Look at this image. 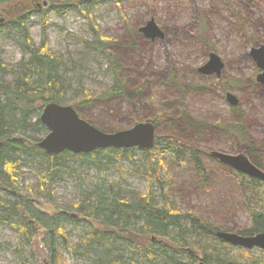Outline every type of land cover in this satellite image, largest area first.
Instances as JSON below:
<instances>
[{
  "label": "rangeland",
  "instance_id": "374dc122",
  "mask_svg": "<svg viewBox=\"0 0 264 264\" xmlns=\"http://www.w3.org/2000/svg\"><path fill=\"white\" fill-rule=\"evenodd\" d=\"M44 2L47 6H43ZM93 5L89 11L82 5L81 10L91 14L99 35L110 40L109 52L128 75L133 102L109 97L114 84L111 67L100 50L79 41L94 43L98 34L77 8L59 9L50 6L48 0H16L0 6V63L20 73L19 64H26L29 58L18 43L19 30L12 21L23 13L31 47L38 49L44 41L61 56L59 77L69 82L70 89L60 105L71 106L84 90L106 94L98 102L79 109L80 113L77 111L82 120L100 127L92 125L96 129L104 133L128 130L137 120L155 122V113L160 111L171 118L185 115L196 129L182 134V140L174 132V125L170 128L161 118L153 123L156 136L173 137L180 142L175 147L162 143L160 148V174L169 205L181 213L197 215L220 232L249 234L253 229L251 213L263 209L264 194L249 185L241 186L237 173L211 154L244 155L251 163L257 159L264 173V86L255 81L260 72L249 54L252 47L264 45V0H119L117 4L103 0ZM151 19L162 30V39L152 41L139 34ZM211 53L224 63L219 78L198 73ZM14 77L7 75L3 80L10 84ZM138 93L150 99L151 107L142 104L139 111L135 108ZM227 94L237 98L236 106L227 103ZM36 116H31V123L27 124L32 130L30 135L41 140L47 131L41 132L35 125ZM17 127L13 130L16 137L22 133L21 126ZM194 154L203 164L204 177L195 169ZM14 155L22 162L15 175L17 192L28 195L31 203H22L23 207L38 209L49 217L59 213L83 217L75 223L66 221L65 216L58 218L72 248L68 252L60 244L66 264H95L92 258L97 253L82 242L92 226L85 212L74 207L88 197L89 191L108 190V182H112L121 200L136 204L151 189L152 196L163 205L160 187L144 176L146 158L139 150L133 161L119 165L108 163L101 156L96 163L59 161L57 170L48 178L52 186L40 183L50 169L46 155ZM118 166L124 171H119ZM0 199L4 203L14 201L1 190ZM129 221L132 232L142 227L139 220L130 217ZM15 222V218L6 223L0 220V264H50L40 244L45 232L40 231L36 239L27 243L13 228ZM108 239L114 246L111 255L120 264H141L133 246L121 244L113 236ZM213 246L223 248L219 243ZM237 249L229 246L232 255ZM249 252L255 258L261 257L257 249ZM160 257L153 253V261L164 264Z\"/></svg>",
  "mask_w": 264,
  "mask_h": 264
},
{
  "label": "trees",
  "instance_id": "16d2710c",
  "mask_svg": "<svg viewBox=\"0 0 264 264\" xmlns=\"http://www.w3.org/2000/svg\"><path fill=\"white\" fill-rule=\"evenodd\" d=\"M14 1L16 0H0V6L11 5ZM96 1L103 0H48V3L50 6L59 9L73 7L81 10V6L85 5L89 11L90 5H93ZM114 1L116 4L119 3V0ZM35 10L37 11V9ZM82 13L87 18L91 30L98 35L94 43H88L83 39L79 41L100 50L106 56L112 70L114 83L109 97L133 102V94L127 86L128 75L121 70V64L109 52V49L112 48L110 40L99 35L95 24L91 21V14H86L84 11ZM22 14L14 16L12 21L19 30L18 43H20L23 52L27 53L29 58L26 64H19L18 67L22 70L20 73H17V69L0 63V94L3 97L0 100V190L13 197L14 200L13 203H4L0 199V220L6 223L15 218L16 222L12 226L27 243L36 239V234L39 236L40 231H44L45 237L41 239L40 244L45 250L46 258L50 264H66L61 255L62 248L60 244L62 243L64 249L68 252H71L72 248L69 246L64 230L58 223V218L59 216H65L66 221L75 223L83 220V217H73L66 213L49 217L38 209L31 211L22 205V203H30L28 195L19 194L16 188L15 175L18 173V168L22 165V162L16 158L14 153L22 152L29 156L44 154L37 146L40 139L33 138L30 135L32 130H30V125L27 124L31 123L30 117L37 115L35 125L40 128L41 132L45 133L46 129L39 122V114L42 108L47 103L62 104L65 101L66 91L70 89L69 82L59 77V72L63 66L61 56L52 52L44 41L38 49L31 47L30 37L23 23ZM7 75L15 76L10 84L3 80ZM105 95L93 94L84 90L83 96L76 99L71 107L79 112V109L98 102ZM137 97L138 102H136L135 108L138 111L142 104L151 105L150 99L146 96L143 97L142 93H138ZM160 118L170 128H172V125L175 126L172 129L174 132H178L177 135L181 137V140L184 138L182 134L187 131L194 132L196 129L195 125L183 114L171 118L170 115L166 116L164 112L160 111L155 113V120H153L155 122H151L156 123ZM141 122L145 121L137 120L136 124ZM89 123L97 128L99 127L92 122ZM19 125L22 133L16 137L13 130L19 128L17 127ZM231 127L240 128L234 125ZM162 143H166L168 147L180 146V142L173 137L156 136L154 148L141 151V154L146 158L144 176L150 183L155 182L160 187L161 196L164 199L163 205H160L152 196L151 189L145 195L140 196L136 204L125 203L115 192V185L108 182L110 185L108 190L96 189L89 191L88 197L74 206L85 212V217L92 226L86 234V239L82 242L91 251L97 253L92 258L95 264H120L119 259L111 255L114 246L108 239L110 236L121 240V244L126 243V246H133L141 258V264H158L153 261L154 252L161 256L160 258L164 261V264H198L199 261H201V264H264V251L259 250L261 253L260 258H255L251 255V252L239 248L237 253L232 255L229 245L216 238L218 228L213 224L191 212L181 213L169 205L166 197L167 192L165 191L166 186L160 174V170L163 168L160 162L163 154L160 149ZM136 150L103 149L88 155H74L64 151L56 156L46 155L51 162L50 169L46 177L40 179V183L45 184L47 182L52 186L51 180L48 178L57 170L56 164L59 161L90 160L96 163L98 156H101L108 163L119 165L124 161H133ZM253 152L254 150L250 151V153ZM193 159L197 173L204 177L203 164L198 154H194ZM251 161L260 169L257 159ZM106 166L102 167L105 168ZM116 168L119 171H124L121 166ZM237 179L241 186L249 185L256 192L264 194V185L260 182L239 173H237ZM251 216L253 229L249 234L243 236L264 233V207L259 212H252ZM130 217L142 223V227L138 232L129 230ZM214 243L221 244L223 248L213 246ZM182 253L186 255L187 259Z\"/></svg>",
  "mask_w": 264,
  "mask_h": 264
},
{
  "label": "water",
  "instance_id": "95a60500",
  "mask_svg": "<svg viewBox=\"0 0 264 264\" xmlns=\"http://www.w3.org/2000/svg\"><path fill=\"white\" fill-rule=\"evenodd\" d=\"M43 6H47V3L44 2ZM139 33L152 41L162 39L164 36L153 19L141 28ZM249 54L260 72L255 81L264 86V45L252 47ZM223 68L224 63L219 56L211 53L208 61L198 69V73L220 77ZM226 101L230 106H236L238 103L237 98L232 94L226 95ZM39 122L45 127L47 134L37 146L47 156H56L64 151L74 155H88L103 149L148 151L155 145L156 127L151 122L137 123L128 130L116 133H104L82 120L71 106H62L53 102L44 105ZM211 157L234 172L264 185V173L244 155L232 156L213 152ZM215 236L232 247L247 251L253 249L264 251V233L242 236L217 231Z\"/></svg>",
  "mask_w": 264,
  "mask_h": 264
},
{
  "label": "flooded vegetation",
  "instance_id": "af4514ba",
  "mask_svg": "<svg viewBox=\"0 0 264 264\" xmlns=\"http://www.w3.org/2000/svg\"><path fill=\"white\" fill-rule=\"evenodd\" d=\"M223 70H224V68H223ZM223 70H222V71H223ZM212 76H215V75H208V76H204V75H203V77H212ZM218 78H219V77H218Z\"/></svg>",
  "mask_w": 264,
  "mask_h": 264
},
{
  "label": "bare ground",
  "instance_id": "6f19581e",
  "mask_svg": "<svg viewBox=\"0 0 264 264\" xmlns=\"http://www.w3.org/2000/svg\"><path fill=\"white\" fill-rule=\"evenodd\" d=\"M159 27V26H158ZM162 31V30H161ZM140 34V33H139ZM166 38V37H165ZM162 41V40H161ZM226 97V96H225ZM226 100V99H225ZM45 155V154H44ZM234 155V154H233ZM43 209V208H42ZM240 249V248H239Z\"/></svg>",
  "mask_w": 264,
  "mask_h": 264
}]
</instances>
